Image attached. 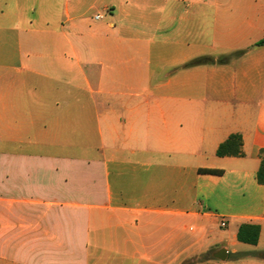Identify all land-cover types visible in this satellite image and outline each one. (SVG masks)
I'll use <instances>...</instances> for the list:
<instances>
[{"label":"crops","instance_id":"0c3cea01","mask_svg":"<svg viewBox=\"0 0 264 264\" xmlns=\"http://www.w3.org/2000/svg\"><path fill=\"white\" fill-rule=\"evenodd\" d=\"M262 41L264 0H0V264H264Z\"/></svg>","mask_w":264,"mask_h":264},{"label":"trees","instance_id":"16d2710c","mask_svg":"<svg viewBox=\"0 0 264 264\" xmlns=\"http://www.w3.org/2000/svg\"><path fill=\"white\" fill-rule=\"evenodd\" d=\"M264 41L259 42L257 45H263ZM219 61H224L219 59ZM214 59H199L194 63H213ZM217 155L224 156H241L243 155V139L240 134H232L225 142H223L217 149ZM260 167L257 173V180L260 184L264 185V148L260 151ZM202 173L220 174L219 170L214 169H201ZM260 236V226L257 224H242L239 228L237 238L240 242L256 245Z\"/></svg>","mask_w":264,"mask_h":264},{"label":"water","instance_id":"95a60500","mask_svg":"<svg viewBox=\"0 0 264 264\" xmlns=\"http://www.w3.org/2000/svg\"><path fill=\"white\" fill-rule=\"evenodd\" d=\"M227 257V251L225 249L221 250L219 258L225 259Z\"/></svg>","mask_w":264,"mask_h":264},{"label":"built area","instance_id":"2783aa9c","mask_svg":"<svg viewBox=\"0 0 264 264\" xmlns=\"http://www.w3.org/2000/svg\"><path fill=\"white\" fill-rule=\"evenodd\" d=\"M97 18H99V16H97ZM225 225V223H222V226H224Z\"/></svg>","mask_w":264,"mask_h":264},{"label":"rangeland","instance_id":"374dc122","mask_svg":"<svg viewBox=\"0 0 264 264\" xmlns=\"http://www.w3.org/2000/svg\"><path fill=\"white\" fill-rule=\"evenodd\" d=\"M219 61V60H218Z\"/></svg>","mask_w":264,"mask_h":264}]
</instances>
